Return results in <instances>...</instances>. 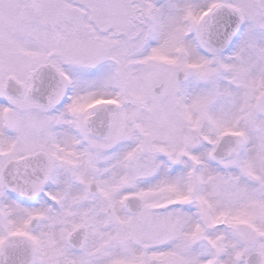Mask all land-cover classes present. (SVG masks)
I'll list each match as a JSON object with an SVG mask.
<instances>
[{"label":"snow or ice","instance_id":"6c2138e0","mask_svg":"<svg viewBox=\"0 0 264 264\" xmlns=\"http://www.w3.org/2000/svg\"><path fill=\"white\" fill-rule=\"evenodd\" d=\"M0 264H264V0H0Z\"/></svg>","mask_w":264,"mask_h":264}]
</instances>
